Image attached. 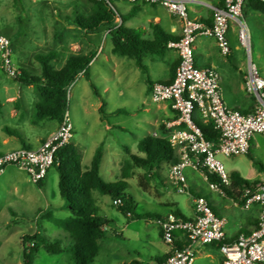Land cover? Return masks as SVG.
Returning <instances> with one entry per match:
<instances>
[{
  "label": "crops",
  "instance_id": "obj_1",
  "mask_svg": "<svg viewBox=\"0 0 264 264\" xmlns=\"http://www.w3.org/2000/svg\"><path fill=\"white\" fill-rule=\"evenodd\" d=\"M186 1L191 18L208 26L212 25L214 11L225 7L224 0ZM114 5L119 16L115 24L118 26L123 25V27L129 30L135 31L138 37L143 41L155 40L157 34L155 27L163 30L173 42L178 41L182 36L181 21L172 15L164 6L150 4L148 0H138L134 4L116 0V4L114 3ZM252 14L259 15L257 13ZM235 28L236 32H238V23L233 22L230 31H234ZM79 30L83 31L84 36L87 33L86 35L88 37L85 39L90 40L89 37L92 33L81 28ZM95 37L93 41H87L89 42L88 45L91 46L89 51L73 54L88 55L91 52L95 53V57L88 69L81 72L76 78L78 82L81 81L80 85H82V88L78 87L79 83L76 85V87L81 88V90L76 94L73 93V98L78 99L80 107L85 114H89L90 109L100 113L101 108L105 107V104L101 100L96 101L95 99L96 103L93 104V92L91 90L93 86L89 85V80L93 79V77L99 79V81L102 82L101 84L105 85L104 88L107 90L111 88V90L115 93L117 92V94L133 95L136 93V96L140 95L150 98L151 100L152 85L157 83L168 85L174 81L180 63V57L176 50L167 49L163 56L152 54L145 56L143 58V64L147 69L145 72L138 67L135 60L113 53L114 45L108 26L101 27L100 30L96 32ZM234 40H236V42H234ZM234 40L230 42L232 54L229 57H224L220 53L214 38L209 36L198 37L194 50L195 63L199 68L216 69L221 76V89L225 104L230 109L238 110L243 114H249L253 112L254 103L245 95L247 94L244 85L246 75L245 69L241 67L238 68L237 65H233L229 61L231 56L233 59L236 56L239 57L238 59L241 62V58H243L241 48H245L241 45L237 34L234 36ZM12 49L13 56H15L16 49L13 45ZM23 54L24 58L18 59L19 62H15L20 71H26L25 66H27V63H31L32 60L36 61V56L38 55L34 54L28 59L25 58L26 53L24 51ZM89 72H92V76L90 75L91 77H87ZM82 80H84L83 83ZM93 82L94 81H91L90 83L92 84ZM74 85L75 84H73V86ZM5 86L6 84H4V87L1 89V92H4L2 94L3 98L0 97V156L15 150L39 149L47 139L59 130L61 123L50 119L35 123L33 116L34 111L27 107L23 99L25 90L17 89V91L13 93L9 86ZM26 87L27 90H32L31 92L35 94L33 86ZM38 101L36 95L33 100V108ZM138 104L143 106V111L148 115V119L151 117L150 120H145L147 127L151 129V131H148L147 134L143 132L142 135H145L137 139V145L139 146V142L145 137L156 135L169 140L171 131L168 129L167 124L176 123L179 118L178 113L172 110L171 104L168 102L155 103L152 100L153 105L149 107L150 104L145 98ZM118 111L119 110H115L111 114H116ZM157 122L163 124L161 125L163 127L161 132H159V129L156 130L158 126L156 124ZM140 125L142 129V123L138 124V128H140ZM115 128L117 127L114 126L111 128V126L105 125L104 129L101 131L104 133L102 138H100L99 141L95 140L94 147L91 148H88L81 139L75 142L73 137L71 142L81 157L83 171H86L91 166L99 146L104 145V155L100 173L102 176L104 162L107 158H110L111 163L105 172L111 173L115 181L108 182L104 179V176H102L108 183L121 181L124 168L128 164L131 165L130 154L139 155L138 147L137 152L132 153L126 150L127 148L125 149V146H120L118 143L113 147L106 145L107 133L111 135V132H114ZM175 129H178L176 125ZM120 130L124 129L121 127ZM252 145L258 149H262L264 146V135H255L251 142V147H253ZM174 150L179 162L180 151ZM124 154L128 155L125 156ZM218 158L224 164L231 177H233L234 174H238L244 180L250 183L256 182L257 184L264 180V163H258L251 153L236 157L219 155ZM171 165L164 164L158 173L154 172L151 174L142 169L130 166L129 178L125 181L129 186L132 182L136 183L138 188L144 192V194H147V200H143L146 204V208L142 210L138 208L136 210L134 209L132 218L124 216L121 212L115 215L111 212V207L116 208L111 197L103 196L97 192L93 193L98 215L109 222V225L105 228L103 238L99 240V248L102 246V250L106 252L110 259L106 264H146L139 254V249L144 248L149 249V253L154 251L159 256L155 258L156 262L163 263L166 262L175 251L185 247L188 241L186 235L181 231L175 233L173 244L168 245L165 243L160 227V220L166 219L169 215H175L186 221L196 219L192 196L204 197L208 200L212 210L217 216L225 217L228 220L226 240L229 243L236 241L241 234H250L258 228L261 216V207L258 204L252 205L250 209H245L243 197L240 196L239 193L233 191L232 188H225L221 192L212 191L209 176L205 172L193 168H189L185 171L191 196L188 194H180L177 192L174 183L169 179ZM115 171H120L121 177L115 176ZM145 175L147 177H145ZM140 176H142V178H139ZM0 179L3 180V185L7 188L8 207L10 208V214L16 219V224L23 222L19 221V219H25L27 215H31L30 217L35 216V221L37 219L39 220V218L47 219L50 215L56 219L71 217L72 214L70 210L67 209L66 202L59 192V173L57 167H53L49 171L42 187L34 184L28 174L14 166L8 167L5 173L0 176ZM213 183H218L216 177ZM49 184H51V192H55L54 195L49 193ZM12 197L15 199L13 200ZM140 197L141 195H139V198H135V201L133 200V205L137 206V204L140 203ZM15 207H20V211L14 210ZM61 213H66V216L67 214L69 216H65L66 218H59L58 215ZM9 221L13 222L12 219ZM39 229L40 228H35V226H33L30 233L33 232L32 234H35ZM63 232L67 235L64 230ZM126 243L133 246L134 250L128 249L127 246L124 245ZM70 246H72V244H69L67 248L63 247L61 255H63L64 251L68 252ZM195 254L196 258L194 264H223L225 260L219 244L195 246ZM119 255H121V257ZM97 258L93 264H96Z\"/></svg>",
  "mask_w": 264,
  "mask_h": 264
},
{
  "label": "built area",
  "instance_id": "obj_2",
  "mask_svg": "<svg viewBox=\"0 0 264 264\" xmlns=\"http://www.w3.org/2000/svg\"><path fill=\"white\" fill-rule=\"evenodd\" d=\"M90 2L111 3L113 0H88ZM130 4L138 0H122ZM150 4L161 5L182 23V36L171 42L168 49H174L180 57L179 67L171 84H154L151 98L155 103L171 104L178 113L176 123H168L171 131L169 143L180 151V160L170 166L169 179L180 194L191 196L185 171L193 168L217 178L211 183L212 191L221 192L232 188V177L219 155L225 157L245 156L250 153L255 135H264V77L257 66L248 61L245 75V91L255 99L252 113L243 114L230 109L223 100L221 76L214 68H199L195 63V43L200 36H209L216 41L224 57L232 54L229 32L233 22L238 23V39L250 54V35L244 19L247 0H224L225 7L214 11L211 26L191 18L186 0H148ZM0 68L11 79H16L21 71L13 61L11 40L0 33ZM199 121V122H198ZM211 122L219 134L218 144L208 141L199 123ZM178 127V129H175ZM74 126L69 112L64 116L59 130L47 139L37 150L21 149L0 156V176L10 166L17 167L29 175L34 184L44 181L53 167H57L58 152L68 146L73 139ZM244 208L252 205L261 207L260 222L250 234H241L234 242H227L228 220L217 216L204 197H193L196 219L186 221L169 215L160 221L163 239L171 245L174 235L181 231L188 244L172 254L166 262L157 264H194L195 246L219 244L225 260L223 264H264V180L243 193ZM120 205L121 202H115Z\"/></svg>",
  "mask_w": 264,
  "mask_h": 264
},
{
  "label": "rangeland",
  "instance_id": "obj_3",
  "mask_svg": "<svg viewBox=\"0 0 264 264\" xmlns=\"http://www.w3.org/2000/svg\"><path fill=\"white\" fill-rule=\"evenodd\" d=\"M21 2L22 6L20 9V7H15L14 0H0V33L7 36L16 49V54L13 56V61L15 60L14 63L19 62L18 59L24 58L23 51L26 53L25 58L28 59L34 54L48 55L54 52L58 54V57L52 62V65L55 70H60L64 67L67 59L71 55L89 51L91 46L88 45L89 42L87 41H93L96 38V33H92L89 37L90 40L85 39L88 37L86 35L87 33L84 36L83 31L79 30L80 27L74 25V21L80 17H88L92 14L93 4L90 1L22 0ZM113 2L116 4V0H113ZM244 18L250 35V54L247 50L241 48L243 54L241 62L238 59L239 57L236 56L234 59L231 56L229 61L233 65H237L238 68L241 67L245 69L246 74L250 58L264 77V18L261 15L257 16L252 13H248V16L244 13ZM236 34L238 35L236 28L234 31L229 32L228 37L230 42H233ZM234 42H236V40H234ZM25 69L26 72L32 76H40L42 72L41 65L34 60H32L31 63L29 62V64L27 63ZM90 75L92 76V72H89L87 77ZM75 81L68 88V103L66 110L69 112L74 126L73 137L75 142L81 139L88 148L94 147L95 140L99 141L100 138H102L104 133L101 131L104 129L105 125H109L111 128L116 126L117 128L114 129V132H111V135L107 133L106 145L113 147L118 143L120 146H125V149L127 148L126 150L136 153L138 149L136 143L137 139L142 138L148 131H151L145 123V120H150L151 117L148 119V115L143 111V106L138 103L140 101L142 102L145 98L150 104H148L149 107H151V105H153L152 100L140 95L136 96V93L133 95L117 94V92L115 93L111 88L109 90L104 88L105 85L101 84L102 82H100L99 79L93 77V79L89 80V85L94 87H91L93 92V104L96 103L95 99L96 101L101 100L105 104L103 108L105 114L102 115L101 112H96L93 109H90L89 114H85L80 107L78 99L73 98V93H78L82 88V85H80L81 81ZM83 81L84 80H82V83ZM91 81L94 82L91 84ZM78 83V87L81 88L76 87ZM4 84H6L5 87L9 86L13 93H15L17 89H24L25 93L23 94V99L25 104L28 108L33 109V116L37 114V104L33 108V100L36 95L39 100V95L34 87L35 94L31 92L32 90H27V87L21 85L16 79L9 78L0 68L1 98H3L2 94L4 92H1V89L4 87ZM73 84L75 85L73 86ZM245 95L255 106V99L248 94ZM115 110L119 111L116 114H111ZM100 119L103 120L101 121ZM140 123L143 125L142 129L141 125L140 128H138V124ZM156 124L158 125L156 130L159 129V132H161L163 129L161 125L163 124L160 122ZM121 127L125 131L120 130ZM143 132H145L144 135H142ZM252 146L250 150L252 156L258 163H264V146L262 149H258L254 145ZM124 155L126 156L128 154ZM110 160V158L105 160L102 168V176H104V179L108 182H115L113 180V175L105 172L111 163ZM115 174V176L121 177L120 171H115ZM145 177L147 176L145 175ZM139 178H142V176ZM48 189L49 193L54 195L55 192H51V184L48 185ZM126 193L131 196L134 201L135 198H139V195H141L140 203L137 204V206H133L135 210L137 208L140 210L146 208V204L143 200H147V194H144L136 183L132 182ZM12 199L14 200L15 198L12 197ZM8 206L7 188L3 185V180L0 179V264H25L22 239L24 235L30 233L33 226H35V228H40V232L49 237L52 241L58 243L62 248H67L69 244H74V241L67 236L68 234L66 235L62 229L49 222L52 217L47 219L39 218V220L37 219L35 221V216L30 217L31 215H27L25 219H19V221L23 222L16 224V219L10 214V208ZM14 210L20 211V207H15ZM111 212L115 215L120 214L119 211L113 207H111ZM58 216L59 218H64L66 213H61ZM68 216L67 214L66 217ZM11 219L14 223L9 221ZM32 233L33 232H31L30 235ZM116 241L119 242L118 240ZM124 245H126L128 249L134 250L133 246L129 245V243ZM100 248L96 264H106L110 259L106 252L102 250V246ZM68 252L64 251L63 255H61L62 253L51 255L42 249L37 254L34 264H74L72 258L70 259L71 254ZM139 254L146 264H157L155 258L159 256L154 251L149 253V249L144 248L139 249ZM119 256L121 257V255Z\"/></svg>",
  "mask_w": 264,
  "mask_h": 264
},
{
  "label": "trees",
  "instance_id": "obj_4",
  "mask_svg": "<svg viewBox=\"0 0 264 264\" xmlns=\"http://www.w3.org/2000/svg\"><path fill=\"white\" fill-rule=\"evenodd\" d=\"M21 1L14 0L16 8L20 7L21 9ZM91 3L93 4L92 15L80 17L74 21V24L90 33H96L101 27L108 26L114 45L113 53L135 60L138 67L145 72L147 69L143 64V58L149 54L165 55L169 44L173 42L158 27H155L157 34L154 41H143L135 31L115 24L119 16L114 2ZM244 13L247 16L248 13H257L264 18V0H247ZM57 57L58 54L54 52L48 55L38 54L36 61L42 67L41 75L32 76L21 70L20 75L16 78V81L21 85L33 86L39 95L36 105L37 114L34 116L35 123L45 119L63 122L67 112L68 88L81 72L87 70L95 53L72 55L60 70H55L52 65ZM100 112L102 115L105 114L103 108ZM199 127L208 141L218 144L219 134L211 122L199 123ZM138 148L139 155L130 154L131 165H126L122 180L116 183L106 182L100 173L104 145L99 146L91 166L86 171H83L81 157L72 143L58 152L59 192L72 215L66 219H56L52 215L49 218L52 217L50 222L64 230L74 241L69 252L75 264H93L99 255V240L103 238L105 228L109 225L105 218L98 215L93 193L110 196L114 204L121 202L120 205L115 204V207L124 216L132 218L133 198L126 193L129 185L125 181L129 178L130 166L151 174L158 173L164 164L173 165L178 162L175 150L169 140L158 135L145 137L139 142ZM209 180L213 183L215 177L209 176ZM232 181V190L239 193L240 196H243L246 189L255 187L257 184L244 180L238 174L233 175ZM43 182L37 185L42 187ZM22 241L25 264H34L37 254L42 249L51 255L63 252V248L58 243L52 241L40 230L32 235H24Z\"/></svg>",
  "mask_w": 264,
  "mask_h": 264
}]
</instances>
